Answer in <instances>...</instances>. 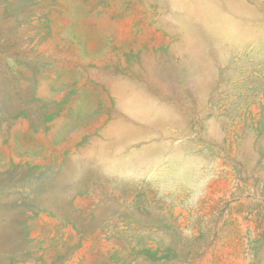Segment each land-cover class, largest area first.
I'll return each instance as SVG.
<instances>
[{"label": "rangeland", "instance_id": "rangeland-1", "mask_svg": "<svg viewBox=\"0 0 264 264\" xmlns=\"http://www.w3.org/2000/svg\"><path fill=\"white\" fill-rule=\"evenodd\" d=\"M0 264H264V0H0Z\"/></svg>", "mask_w": 264, "mask_h": 264}]
</instances>
